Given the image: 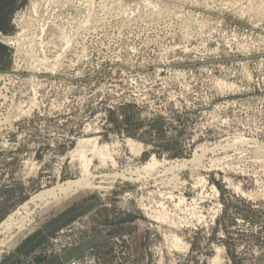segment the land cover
I'll return each instance as SVG.
<instances>
[{"label": "rangeland", "instance_id": "rangeland-1", "mask_svg": "<svg viewBox=\"0 0 264 264\" xmlns=\"http://www.w3.org/2000/svg\"><path fill=\"white\" fill-rule=\"evenodd\" d=\"M0 105V264H264V0H0Z\"/></svg>", "mask_w": 264, "mask_h": 264}, {"label": "bare ground", "instance_id": "bare-ground-1", "mask_svg": "<svg viewBox=\"0 0 264 264\" xmlns=\"http://www.w3.org/2000/svg\"><path fill=\"white\" fill-rule=\"evenodd\" d=\"M91 2V1H90ZM84 29V28H83ZM79 30V29H78ZM85 32V31H84ZM65 33V32H64ZM67 36V35H66ZM54 50V49H53ZM64 56V55H63ZM45 60V59H44ZM60 64V63H59ZM55 68V67H54ZM7 88V87H6ZM2 95V94H1ZM5 96V95H4ZM5 97H7V96H5ZM8 98H10V97H8ZM13 98V97H12ZM11 98V99H12ZM10 99V100H11ZM6 100V99H5ZM13 100V99H12ZM9 101V100H8ZM35 102V101H34ZM34 102H33V104H34ZM13 103V102H12ZM14 103H15V101H14ZM11 105V104H10ZM23 105V104H22ZM22 105H18L17 106V108L15 109V112L13 113H11L12 115H10V113L7 115V117H5L4 118V120H7V119H9L11 116H12V118H13V116L14 117H18L19 115H22L23 113H26L28 110H25L24 109V107L22 106ZM1 106V105H0ZM12 106V105H11ZM14 106V105H13ZM10 115V116H9ZM22 117V116H21ZM12 118H10V119H12ZM0 124H1V122H0ZM3 124V123H2ZM86 141V140H85ZM88 142V141H87ZM83 144H85V142H83ZM86 144H88V143H86ZM95 150H96V148H95ZM104 153V152H103ZM104 155V154H103ZM82 161L83 162H86V156L85 155H82ZM88 163V162H87ZM89 177V176H88ZM82 180V179H81ZM130 180V179H129ZM82 182H85L86 183V180H84V181H82ZM81 182H69L67 185H66V187H64L65 185H59L60 187H58L59 188V190L61 191V192H66V191H68V189H70V188H72L73 186H76V185H80V186H82L81 184H80ZM84 184V183H83ZM89 185V184H88ZM79 186V187H80ZM84 186V185H83ZM78 187V188H79ZM75 188V187H74ZM90 188V187H89ZM45 192H41L39 195H38V199H44V198H46L47 196L49 197V198H51L50 196H53V195H56V192H54L55 191V189L54 190H51V191H47L46 192V190H44ZM59 192V191H58ZM57 192V193H58ZM52 199V198H51ZM46 200V199H45ZM9 220V219H8ZM5 223H6V221H5ZM177 238V237H176ZM174 240L175 241H173V243L175 242L176 244H178L179 242H180V239H175L174 238ZM174 243V244H175ZM180 245V244H179ZM178 246V245H177Z\"/></svg>", "mask_w": 264, "mask_h": 264}, {"label": "crops", "instance_id": "crops-1", "mask_svg": "<svg viewBox=\"0 0 264 264\" xmlns=\"http://www.w3.org/2000/svg\"><path fill=\"white\" fill-rule=\"evenodd\" d=\"M68 260L65 256L56 255L51 257H42L36 264H67Z\"/></svg>", "mask_w": 264, "mask_h": 264}]
</instances>
